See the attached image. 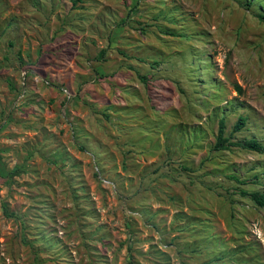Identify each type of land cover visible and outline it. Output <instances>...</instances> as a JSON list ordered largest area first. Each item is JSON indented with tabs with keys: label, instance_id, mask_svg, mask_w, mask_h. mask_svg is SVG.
Masks as SVG:
<instances>
[{
	"label": "rangeland",
	"instance_id": "374dc122",
	"mask_svg": "<svg viewBox=\"0 0 264 264\" xmlns=\"http://www.w3.org/2000/svg\"><path fill=\"white\" fill-rule=\"evenodd\" d=\"M260 12L0 0V264H264Z\"/></svg>",
	"mask_w": 264,
	"mask_h": 264
},
{
	"label": "trees",
	"instance_id": "16d2710c",
	"mask_svg": "<svg viewBox=\"0 0 264 264\" xmlns=\"http://www.w3.org/2000/svg\"><path fill=\"white\" fill-rule=\"evenodd\" d=\"M258 19L264 24V12H260L257 14ZM237 89L240 91V87L236 85ZM246 118L239 116L237 118V121L235 122L233 126V131L240 130L243 125L245 124ZM223 125L224 121L221 118L219 120V127H218V133L216 137V142H215V148L216 149H225L228 144H237L240 145L244 148L258 151V152H264V144H261L259 141H257L254 138L242 141V142H237V143H229L228 137L223 135ZM240 194L242 196H247L249 197L255 204H257L260 207L264 208V193L259 192V191H246L244 189H241Z\"/></svg>",
	"mask_w": 264,
	"mask_h": 264
}]
</instances>
